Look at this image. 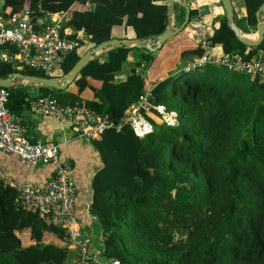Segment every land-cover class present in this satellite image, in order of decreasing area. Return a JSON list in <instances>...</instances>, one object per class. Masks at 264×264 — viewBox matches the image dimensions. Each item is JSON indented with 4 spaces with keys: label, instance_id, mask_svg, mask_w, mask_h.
Wrapping results in <instances>:
<instances>
[{
    "label": "trees",
    "instance_id": "obj_1",
    "mask_svg": "<svg viewBox=\"0 0 264 264\" xmlns=\"http://www.w3.org/2000/svg\"><path fill=\"white\" fill-rule=\"evenodd\" d=\"M55 1L29 4L31 22L58 14ZM84 1L88 8L80 6ZM241 2L246 16L236 26L245 34L255 33V13L264 0ZM75 3L65 26L73 34L65 36L60 27V35L78 46L56 58L54 71L45 75L2 65L0 79L15 73L64 77L87 50L112 39L111 34H99L112 19V27L130 28L138 40L155 38L166 29V0ZM5 6L11 9L7 17L22 9L17 0H5ZM174 7L183 20L184 9ZM207 42L213 50L220 49L218 56L249 61L264 53V36L257 47H246L225 19L209 32ZM135 52L139 55L133 67L143 74L155 56L137 48L110 49L82 68L75 80L100 84L99 88L88 85V97L66 89L40 90L50 92L61 104L88 108L118 121L144 89L140 74L116 79ZM203 53L198 45L180 57L198 58ZM183 70L151 86L153 104L174 112L176 123L152 122L156 128L143 141L128 127L107 130L90 141L102 163L92 179L89 207L103 236L101 257L118 264H264V78L213 65ZM28 89L22 85L6 89L11 114L18 104L27 106ZM24 236L31 245L23 247ZM45 237L53 241L47 243ZM63 241L62 230L49 219L18 209L15 191L0 184V264H71Z\"/></svg>",
    "mask_w": 264,
    "mask_h": 264
},
{
    "label": "built area",
    "instance_id": "obj_2",
    "mask_svg": "<svg viewBox=\"0 0 264 264\" xmlns=\"http://www.w3.org/2000/svg\"><path fill=\"white\" fill-rule=\"evenodd\" d=\"M31 15V11L22 10L6 19L0 17V66L11 65L50 75L54 71L56 58L70 52L78 44L60 35L58 23L49 21L37 25L31 22ZM38 26L40 30L37 29ZM211 30L208 23L198 21V45L204 53L189 61L185 72L213 65L245 76L264 78V53L249 61L241 60L235 55H214L207 42ZM9 48H13L15 53L12 54ZM6 103L7 91L0 88V152L18 159L25 167L53 165L55 170L52 179L42 186L15 183L0 170V184L15 191L18 209L36 213L42 220L49 219L55 228L62 230V246L69 251H77L81 262L118 264L117 261L100 262L90 255L88 242L82 236L75 216V187L71 164L60 160L57 146L28 141L26 129L14 120ZM27 107L36 116L50 117L60 122L68 121L77 137L87 142L98 139L107 130L120 131L124 127L130 128L143 141L153 131L152 122L149 120L151 115L158 117L161 124L176 123L174 112H167L164 106L153 104L151 87L147 82H144L142 94L118 121H113L108 116H100L88 108L61 104L49 94L31 98L27 101Z\"/></svg>",
    "mask_w": 264,
    "mask_h": 264
},
{
    "label": "crops",
    "instance_id": "obj_3",
    "mask_svg": "<svg viewBox=\"0 0 264 264\" xmlns=\"http://www.w3.org/2000/svg\"><path fill=\"white\" fill-rule=\"evenodd\" d=\"M36 1L37 0H17V5L22 7L20 10L22 11L26 10L29 4ZM181 1L186 3L189 13L193 12V15L191 18L189 16L185 28L180 33L167 41L160 49L153 53L155 60L150 66V70L151 68L153 69L151 72L149 70V81L144 79V82H147L150 87L155 85L158 81H162L174 73L181 71V68L185 62L187 63L195 58H181L180 54L184 51L194 50L198 46V21H204L208 23L213 30L219 28L222 20L225 19L221 0ZM230 1L233 9V20L236 25L237 22L241 23L246 14L241 0ZM75 2L76 0H56L55 3L61 11L58 14H45L43 18H37L34 23L39 25V23H46L49 21L56 22L61 28H63L64 35L69 37L73 34V32L65 26H67L68 22L70 21L72 10L77 4ZM86 3L87 1H84L85 5L80 6L83 8H88ZM166 5V29L170 27L172 30H174L180 27V25L183 23L185 10L183 14V20H179L181 15L180 10L173 7L172 13L168 17L167 0ZM10 12L11 9L5 6V0H0V17L6 19ZM259 18L262 22H264V12L260 14ZM113 23L114 19L110 21L108 26L100 29L99 34L101 36H108L111 34V40H135L134 34L130 28H124L123 26L112 27ZM37 29L40 30V27L38 26ZM240 32L250 40H256L257 38L256 32L251 34H245L241 30ZM155 38L148 39L153 40ZM220 52L221 51L219 48H215V50L212 49V53L214 55L218 56ZM138 55L139 53L135 52L132 57H129V60L124 65L123 70L118 75H116V79L126 80L128 78L134 77L136 74H140L141 77H144L143 74L147 69L143 71L142 74V70L133 67V64L137 62ZM19 85L29 87L26 102L37 96L50 94L48 91L42 92L40 87L26 85L24 82L13 83V86ZM88 85H91L95 88L100 87L98 82L77 79L75 82L73 81L66 88V90L80 97H88ZM126 110L123 112V114L126 112ZM12 116L14 120H17L26 129L28 141L37 144L51 143L57 146L60 160L68 161L71 164L72 180L75 187V216L80 225L81 234L88 242L90 255L94 259L102 262L101 253L103 249V236L98 226L97 219L89 213V207L92 200V179L95 173L102 167L98 153L93 149L90 142L77 137L68 121L60 122L50 117L36 116L29 112L27 106H21L20 104H18V110L16 113L12 114ZM149 120L153 123L160 122L158 117L154 115H151ZM0 170L6 175V177L15 183H32L34 185L42 186L52 179L55 168L53 165L25 167L18 161V159L0 152ZM44 241L50 243L53 241V238L45 237ZM22 245L23 247L31 245V243L26 239V236L22 238ZM68 259L71 264L81 263L80 256L77 251H70ZM105 262L110 261H104V263Z\"/></svg>",
    "mask_w": 264,
    "mask_h": 264
},
{
    "label": "water",
    "instance_id": "obj_4",
    "mask_svg": "<svg viewBox=\"0 0 264 264\" xmlns=\"http://www.w3.org/2000/svg\"><path fill=\"white\" fill-rule=\"evenodd\" d=\"M168 3V17L172 13L174 5L180 6L185 10V17L183 23L180 27L172 30L168 27L162 34L157 36L155 39H144V40H110L104 42L94 48L87 50L76 62L73 66L72 70L65 75L63 78H41L37 76H28L21 75L18 73L8 75L5 79H0V88L8 89L13 86L14 82L20 83L24 82L26 85H33L37 87L52 89L55 91H63L65 90L77 77L79 71L84 68L90 61H92L95 57L103 54L104 52L109 51L113 48H122V47H133L137 49H143L146 52L154 53L158 49L162 47L167 41L175 37L178 33H180L186 26L189 19V9L185 2L181 0H167ZM223 11L225 14L226 25L228 29L234 34L235 38L238 42L243 44L246 47H257L264 36V22L260 20V14L264 12V3L258 8L255 13L256 21H257V30H256V40H250L246 38L239 30V28L235 25L233 20V9L230 0H221ZM113 262V259L109 260ZM81 262V258H80Z\"/></svg>",
    "mask_w": 264,
    "mask_h": 264
},
{
    "label": "rangeland",
    "instance_id": "obj_5",
    "mask_svg": "<svg viewBox=\"0 0 264 264\" xmlns=\"http://www.w3.org/2000/svg\"><path fill=\"white\" fill-rule=\"evenodd\" d=\"M194 59H195V58H194ZM187 64H190V63H189V62H188V63L185 62L183 65H187ZM151 65H152V64H151ZM151 65H150V66H151ZM150 66H149V68L145 71V73L143 74L144 79H146V80H148V81H149V70H150ZM152 69H153V68H151L150 72L152 71ZM181 70H183V69H181ZM183 71H184V70H183ZM173 73H174V72H173ZM177 75H178V72L174 73L172 77H176ZM75 81H76V80H75ZM75 81H74V82H75ZM175 116H176V115H175ZM160 117H161V116H159V118H160ZM159 123H160V122H159ZM159 123H154V124H155V125H158ZM160 124H161V123H160ZM152 127H153V128H156V126H154L153 124H152ZM129 170H130V169H129ZM101 261L104 262L103 259H102Z\"/></svg>",
    "mask_w": 264,
    "mask_h": 264
}]
</instances>
